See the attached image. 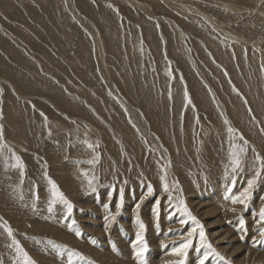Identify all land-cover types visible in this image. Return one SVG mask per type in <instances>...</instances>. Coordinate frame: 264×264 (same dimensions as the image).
I'll list each match as a JSON object with an SVG mask.
<instances>
[{
	"label": "rangeland",
	"instance_id": "374dc122",
	"mask_svg": "<svg viewBox=\"0 0 264 264\" xmlns=\"http://www.w3.org/2000/svg\"><path fill=\"white\" fill-rule=\"evenodd\" d=\"M82 1L0 0V264H264V0Z\"/></svg>",
	"mask_w": 264,
	"mask_h": 264
},
{
	"label": "snow or ice",
	"instance_id": "6c2138e0",
	"mask_svg": "<svg viewBox=\"0 0 264 264\" xmlns=\"http://www.w3.org/2000/svg\"><path fill=\"white\" fill-rule=\"evenodd\" d=\"M91 147V146H90ZM17 161L19 162V157L16 158ZM89 163H91V161H89ZM238 163V161H237ZM18 166L20 167H23L22 164H19ZM257 176H259V172H257ZM49 183L51 184V193H52V201H50V207H49V211H51V204L55 203L57 200L59 202H61L62 204L65 205V207L67 208V215L65 217V219H67L68 217L71 216L72 214V210H73V205L71 204L70 201L67 200V198L64 196V194L59 190V188L57 187V185L52 182L51 180H49ZM91 183V181L89 182ZM254 181H249V184H248V187L251 188L252 185H253ZM165 189L167 190V186H165ZM148 192L151 193L152 192V188L149 186L148 188ZM247 195H248V189H245V191L243 193H241V198H234L233 199V203H244V200L247 198ZM123 201V193L121 192V203ZM181 205H183V201H181ZM104 207L107 209L109 207L108 204H105ZM119 207H120V204L117 205V209L119 210ZM137 209L139 208V204L136 205ZM183 211L185 213H187V215L189 216V218L194 222V223H198L196 221V218L194 216H191V213L188 211V209L185 207L183 208ZM112 219H115V217H112ZM260 219L262 221H264V208H262L260 210ZM108 220L109 218L106 216L105 217V221H106V224H105V230H107L108 228ZM137 222L139 224V227L141 229L140 232H137V235H136V241L137 243H134L133 244V247L134 249H136V255L137 257L141 258V264H143V253L147 250V246L143 243V237H142V231L144 229V224L139 220V218H137ZM180 223L184 224V223H187L186 220H181ZM76 224V221L75 220H72L71 223L68 225V227L70 229L73 228V226ZM75 233L77 236H80L82 235V233L80 232L79 228H75ZM9 235L11 236L12 234V230L10 228L7 229ZM196 229L193 228L192 231H190L188 233V236L189 237H192V235L195 233ZM261 235H264V229L261 230ZM200 238H201V241L208 247V248H211V244L210 243H207V241L205 240V233H204V230L202 228V226L200 227ZM14 244L17 245V249L18 251L20 252H23V250L19 247L18 243L16 241H13ZM49 244H52L54 247H57V248H60L62 246L60 245H55L54 242L52 241H48ZM191 243V240L189 239V241L185 242V243H182L179 247L177 248H174L173 249V254L175 255H178V256H186V250L188 248V246L190 245ZM214 251V249H213ZM76 255H79L78 253H76ZM208 253L206 252L204 254V258L201 259L200 261V264H204L205 260H207L208 258ZM217 255H219V253H217ZM23 256H24V260H25V264H35V261L31 260L30 257H28L27 253H23ZM221 259H223V257H221ZM69 264H71V261L69 262ZM177 264H184V261L183 260H180L177 262Z\"/></svg>",
	"mask_w": 264,
	"mask_h": 264
},
{
	"label": "bare ground",
	"instance_id": "6f19581e",
	"mask_svg": "<svg viewBox=\"0 0 264 264\" xmlns=\"http://www.w3.org/2000/svg\"><path fill=\"white\" fill-rule=\"evenodd\" d=\"M33 1V0H32ZM136 1V0H135ZM71 2V1H70ZM73 2V1H72ZM151 2V1H150ZM170 2V1H169ZM78 4H80V5H82V7H83V9L87 12L88 11V9L90 8L89 7V4H86V2L85 1H82V0H78V2H77ZM149 3V2H148ZM73 4V3H72ZM71 4V5H72ZM32 5V4H31ZM142 5V4H141ZM153 5V4H152ZM230 5V4H229ZM231 6V5H230ZM228 7V6H227ZM149 8H150V6H149ZM70 9V8H69ZM73 9V8H72ZM77 9V8H76ZM193 9V8H192ZM146 11V10H145ZM235 11V10H234ZM79 12V11H78ZM75 13V14H74ZM73 14L75 15V17H76V10H75V12H74ZM147 14H148V12H146ZM193 13V12H192ZM203 15L204 14H202V17H203ZM150 16L152 17V15L150 14ZM155 16V15H154ZM78 17H80V15L78 16ZM156 20H157V18H156ZM170 20V19H169ZM210 21H212V20H210ZM160 23V22H159ZM172 23H174V22H172ZM235 23V22H234ZM248 23V22H247ZM59 24V23H58ZM231 24V23H230ZM216 25V24H215ZM178 27V26H177ZM217 28H219V27H217ZM181 30V29H180ZM221 30V29H220ZM180 32V31H179ZM225 34V33H224ZM228 34V33H227ZM192 35V34H191ZM231 35V34H230ZM234 35V34H233ZM11 37V36H10ZM14 37V36H13ZM12 38V37H11ZM238 38V37H237ZM239 39V38H238ZM12 40H14V38H12ZM249 42V41H248ZM101 43V42H100ZM97 44V43H96ZM101 46H102V44H100ZM6 47V46H5ZM255 47V46H254ZM98 48V47H97ZM98 51V50H97ZM262 53V52H261ZM99 55V54H98ZM102 56H103V54H102ZM104 57V56H103ZM102 58V57H101ZM104 59V58H103ZM102 62V61H101ZM200 75V74H199ZM118 97V96H117ZM81 99V98H80ZM119 100H120V102L122 103V104H124L125 106H126V108L129 110V112L131 113V116L132 117H135V119H136V109L133 107V106H131L128 102H126L123 98H121V97H119L118 98ZM57 104V103H56ZM64 105H65V103H64ZM63 104H61V106H64ZM249 105V104H248ZM247 105V106H248ZM56 106H58V105H56ZM75 106V105H74ZM71 111H76V110H72L71 109ZM71 111H70V113H71ZM225 113V112H224ZM73 114V113H72ZM84 121V120H83ZM89 124V123H88ZM107 124V123H106ZM92 126V125H91ZM90 129H91V127H89ZM94 128V127H93ZM87 129V128H86ZM94 129H92V131H93ZM95 131V130H94ZM92 133V132H91ZM98 133V132H97ZM98 137V136H97Z\"/></svg>",
	"mask_w": 264,
	"mask_h": 264
}]
</instances>
